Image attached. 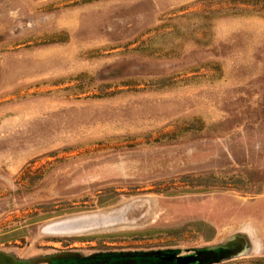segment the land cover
<instances>
[{"label": "rangeland", "instance_id": "rangeland-1", "mask_svg": "<svg viewBox=\"0 0 264 264\" xmlns=\"http://www.w3.org/2000/svg\"><path fill=\"white\" fill-rule=\"evenodd\" d=\"M231 245L195 264L264 257V1L0 0V264Z\"/></svg>", "mask_w": 264, "mask_h": 264}, {"label": "water", "instance_id": "water-1", "mask_svg": "<svg viewBox=\"0 0 264 264\" xmlns=\"http://www.w3.org/2000/svg\"><path fill=\"white\" fill-rule=\"evenodd\" d=\"M228 248L229 249L233 248V245L225 246V247L217 246L212 248L209 247V248L198 249L195 253H190V254L161 256L160 260L165 262L170 260V258L171 260L173 258L174 264L206 263L221 257L224 251L227 250Z\"/></svg>", "mask_w": 264, "mask_h": 264}, {"label": "flooded vegetation", "instance_id": "flooded-vegetation-1", "mask_svg": "<svg viewBox=\"0 0 264 264\" xmlns=\"http://www.w3.org/2000/svg\"><path fill=\"white\" fill-rule=\"evenodd\" d=\"M107 262V263H106ZM131 259L124 258L120 255L108 254V255H99L93 259H67L61 262H56L53 264H133ZM136 262V261H135ZM141 262L137 259V264ZM136 264V263H135Z\"/></svg>", "mask_w": 264, "mask_h": 264}, {"label": "trees", "instance_id": "trees-1", "mask_svg": "<svg viewBox=\"0 0 264 264\" xmlns=\"http://www.w3.org/2000/svg\"><path fill=\"white\" fill-rule=\"evenodd\" d=\"M248 262L253 263V264H264V257H255V258H251L248 260L238 261L237 263L247 264Z\"/></svg>", "mask_w": 264, "mask_h": 264}]
</instances>
